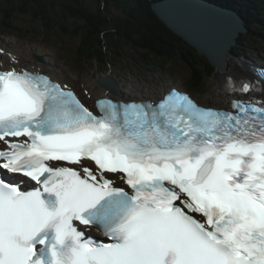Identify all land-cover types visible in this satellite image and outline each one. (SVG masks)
Wrapping results in <instances>:
<instances>
[{"label":"snow or ice","instance_id":"1","mask_svg":"<svg viewBox=\"0 0 264 264\" xmlns=\"http://www.w3.org/2000/svg\"><path fill=\"white\" fill-rule=\"evenodd\" d=\"M223 88L231 110L173 89L95 114L0 67V264H264V66Z\"/></svg>","mask_w":264,"mask_h":264},{"label":"trees","instance_id":"2","mask_svg":"<svg viewBox=\"0 0 264 264\" xmlns=\"http://www.w3.org/2000/svg\"><path fill=\"white\" fill-rule=\"evenodd\" d=\"M98 1L97 9L103 8L102 13L88 8L81 0H0V26L11 32H21L22 29L15 26L18 19L32 25L36 19H41L46 30L58 33L63 29L66 31L64 37L76 41L74 45L79 43L77 50L65 53L80 62H91L92 67L97 64L123 69L112 52H122L128 47L141 57V61L137 58V63L150 66L152 62V69L172 65L175 70L191 71L192 77L194 69L195 75L211 76L214 69L207 58L171 31L154 13L152 3L156 0ZM221 1L226 6L236 3L243 8L241 12L249 32L264 46V25L261 23L264 22V0L263 3L261 0ZM256 28H260L258 34ZM23 30L31 31L29 28ZM200 81L198 79L196 84Z\"/></svg>","mask_w":264,"mask_h":264},{"label":"rangeland","instance_id":"3","mask_svg":"<svg viewBox=\"0 0 264 264\" xmlns=\"http://www.w3.org/2000/svg\"><path fill=\"white\" fill-rule=\"evenodd\" d=\"M83 3H86V6L90 9H94L97 11H100L102 13L103 8H99L100 1L98 0H81ZM114 13H117V10H113ZM28 18L26 16L23 17ZM41 19H36L34 21V25L30 24L28 21H23L22 18L17 20L16 27H20L22 29L21 32H31V34H28L26 37H20L19 34L21 32L19 31H13V32H2L3 30H0L2 33L10 34L9 36H1L2 33H0V41H5L4 45L8 46L9 50L14 51L18 54H21L23 59L22 63L26 65L35 66L38 64H42L43 60L39 59L38 57L41 56L43 59L51 58L55 61L56 66H53L51 68L52 71H54L57 74H60L62 78H65L66 80L71 81L75 84V86L78 87V89L83 88L85 85H88L91 90L96 89L97 92L104 94V89L100 87L98 78L103 77L106 75H111L112 77H115L116 79L120 76L125 77L124 79L135 81V83H138L139 88L146 89L151 88V90L155 91L157 94L162 88L163 85L167 84L169 87L171 85H179L180 81L177 78H170L168 75L164 74L165 79L159 81V80H152V77L156 75L155 73L156 69H151L149 71V68H143L142 65H139L140 63H137V58L140 60L141 57H139L138 53H135L131 48L125 47V50H122V52L114 53L112 52V55L116 56L117 58H114L116 60V63L122 64L123 69L115 70L113 67L109 68L110 70L107 72H97L90 69V63L83 65L82 62L78 61L77 59L70 57L68 54H66L63 50L69 51V47L71 43H75L76 41H71L69 38L64 37L65 30H60L57 32H51L44 28V26L41 24ZM30 29L31 31L23 30V29ZM42 28L45 30H42ZM17 33V34H16ZM73 40H76L74 38ZM79 43L76 45L73 44L75 48ZM79 48V47H78ZM126 53V54H124ZM134 56L136 58H134ZM149 56V55H148ZM7 60H9V56H4ZM66 60L71 61L70 64L77 63L79 66L76 68H72ZM151 60L153 58L151 57ZM141 61V60H140ZM151 62V61H150ZM145 66H147L146 63H144ZM93 68V67H92ZM168 68L174 69L172 65H169ZM50 69V68H49ZM112 69V70H111ZM82 71V72H81ZM193 71V76L195 75V69ZM128 72V73H125ZM191 71L186 70L182 71L181 76L189 78L192 77V74H189ZM215 75V76H214ZM196 76V75H195ZM197 77V76H196ZM171 79V80H169ZM173 79L177 80L178 82H174ZM118 80V79H117ZM202 84L197 85H191V88L195 90V95L199 98L203 91L206 90L205 98H202V100L206 103L210 104H221L224 103L223 99V93L221 90H219L216 86V73L214 72L213 76H205L202 75L201 78ZM129 84V82H126V84ZM147 84V85H146ZM140 85H144L145 87H142ZM207 88V89H206ZM110 95L121 98L119 95H114L112 93H109Z\"/></svg>","mask_w":264,"mask_h":264},{"label":"water","instance_id":"4","mask_svg":"<svg viewBox=\"0 0 264 264\" xmlns=\"http://www.w3.org/2000/svg\"><path fill=\"white\" fill-rule=\"evenodd\" d=\"M152 8L171 31L205 55L216 72L222 70L228 49L242 29L235 14L202 0H160ZM103 83L109 88L112 84L107 79Z\"/></svg>","mask_w":264,"mask_h":264},{"label":"bare ground","instance_id":"5","mask_svg":"<svg viewBox=\"0 0 264 264\" xmlns=\"http://www.w3.org/2000/svg\"><path fill=\"white\" fill-rule=\"evenodd\" d=\"M255 4H256V2L254 3V5ZM205 33L208 34L207 32H205ZM10 51L11 50H6V54L10 53ZM18 57H21V59H22V56L21 55L20 56L18 55ZM226 59H227V62L229 64V67L235 73H240L241 71L245 70L247 68L248 64H249L246 61L236 60L232 56H229ZM0 61H4L5 64H8V61H6V60H4L2 58H0ZM41 66H43L45 69H47V68H51V67L56 66V65H55V61L53 59L46 58V59H44V63L41 64ZM212 74H214V71L212 72ZM202 75H205L206 76L205 73L198 74V75H196L197 77L194 75L192 77L193 80H189V84H191V85H197L196 83H197L198 79H201L202 78ZM207 76L209 77V74ZM226 76L227 75L222 74L220 71L217 72L216 73V86H217L218 89L221 88V89L224 90L225 95L223 94V98L224 99H229V98L232 97V95L229 94V92H227L223 88V83L227 79ZM56 77L58 78V76H56ZM117 79H115V82L117 83V85L120 88V91H119L118 95L120 97L124 98V99H126V97H127V100H129V97H131V96H138V97H143V98H146V99H158V98H162V95L167 91L166 88H169V85L165 84V85H163L162 91H159L157 94L156 93L154 94L155 91L153 92V90H151L150 88H146V89L139 88L138 84L135 83L134 81H127L124 78H117ZM126 82H129V84L128 83L126 84ZM198 84H202V81H200ZM188 90L192 94V96L195 97V99H199L195 95V92L196 91L193 90L190 85H188ZM95 95H96L95 98H97V97L102 96L104 94H101V93L97 92L96 89H94V90L89 89V98H91L92 96H95Z\"/></svg>","mask_w":264,"mask_h":264}]
</instances>
